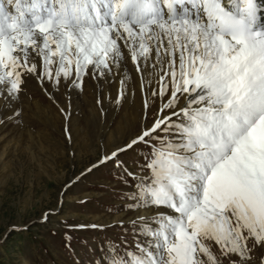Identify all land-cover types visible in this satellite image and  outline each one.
<instances>
[{
  "label": "snow or ice",
  "instance_id": "6c2138e0",
  "mask_svg": "<svg viewBox=\"0 0 264 264\" xmlns=\"http://www.w3.org/2000/svg\"><path fill=\"white\" fill-rule=\"evenodd\" d=\"M126 58L149 94L142 127L84 172L120 166L138 143L149 150L124 169L136 214L114 221L132 225L134 244L118 253L109 241L99 264H248L264 248V0H0V122L18 117L28 78L82 87ZM124 94L121 76L117 103Z\"/></svg>",
  "mask_w": 264,
  "mask_h": 264
},
{
  "label": "rangeland",
  "instance_id": "374dc122",
  "mask_svg": "<svg viewBox=\"0 0 264 264\" xmlns=\"http://www.w3.org/2000/svg\"><path fill=\"white\" fill-rule=\"evenodd\" d=\"M122 75L115 69L100 80L88 75L82 87L72 88L63 82L59 88L50 82L42 87L28 78L14 104L18 117L0 122V264H99L109 241L118 245V253L134 244L132 225L114 221L136 214L124 207L123 197L134 184L124 169L138 170L149 149L138 143L118 154L120 166L113 159L84 172L142 127L143 101L149 95L141 91L142 74L129 67L125 94L117 103ZM158 79L151 85L157 92ZM128 87L137 92V104L131 103L129 96H135ZM160 103L159 95L151 98L149 122ZM45 213L47 220L41 219ZM10 224L28 226L5 234ZM121 238L127 243L119 244ZM212 247L219 256L218 246ZM262 257L264 248L257 247L248 264H262Z\"/></svg>",
  "mask_w": 264,
  "mask_h": 264
},
{
  "label": "bare ground",
  "instance_id": "6f19581e",
  "mask_svg": "<svg viewBox=\"0 0 264 264\" xmlns=\"http://www.w3.org/2000/svg\"><path fill=\"white\" fill-rule=\"evenodd\" d=\"M130 66H133V63L131 62V60H130L129 58H126V60H125V64H124V68H122L121 71H120V72H122V73L124 74V75H122V76L124 77V81H126V79H127V76L125 75V73H128V69H129ZM134 67H135V66H134ZM124 69H126V71H125ZM153 82H154V80H153ZM131 88H133V87H131ZM131 88L129 89V87H128L129 92H130L129 95H132V94L134 93L133 91L135 90V89L132 90ZM146 88H147V87H146ZM126 90H127V89H126ZM137 95H138V94H137V92H136V93H134V96H135V97H133V95H132V96H129V97L131 98V100H130L131 103H132L133 101H134L133 103H136V104L138 103V100L136 99ZM132 97H133V98H132ZM136 100H137V101H136ZM15 102H16V101H15ZM36 103H37V104H36ZM14 104H16V103H14ZM35 105L40 109L41 106L38 104V102H35ZM47 107L49 108V106H47Z\"/></svg>",
  "mask_w": 264,
  "mask_h": 264
}]
</instances>
